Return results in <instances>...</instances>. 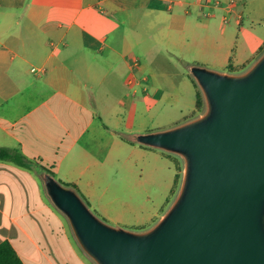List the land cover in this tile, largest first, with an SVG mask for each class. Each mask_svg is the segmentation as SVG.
Wrapping results in <instances>:
<instances>
[{"label":"crops","instance_id":"1","mask_svg":"<svg viewBox=\"0 0 264 264\" xmlns=\"http://www.w3.org/2000/svg\"><path fill=\"white\" fill-rule=\"evenodd\" d=\"M263 50L264 0H0V148L30 164L0 160V243L20 255L43 231L45 170L144 230L180 169L122 134L188 121L181 107L158 120L156 103L198 112L189 64L241 73Z\"/></svg>","mask_w":264,"mask_h":264},{"label":"water","instance_id":"2","mask_svg":"<svg viewBox=\"0 0 264 264\" xmlns=\"http://www.w3.org/2000/svg\"><path fill=\"white\" fill-rule=\"evenodd\" d=\"M188 69L204 111L133 135L183 163L178 193L157 223L144 230L112 225L76 189L44 177L49 197L96 264H264V52L241 73Z\"/></svg>","mask_w":264,"mask_h":264},{"label":"rangeland","instance_id":"3","mask_svg":"<svg viewBox=\"0 0 264 264\" xmlns=\"http://www.w3.org/2000/svg\"><path fill=\"white\" fill-rule=\"evenodd\" d=\"M263 52L264 51H262V53ZM156 105L158 108L156 118L158 120H165L171 116L174 117L179 115L180 113L178 114V110L180 107L187 109L186 112H188V114L186 118L188 120L193 119L195 115L198 116L201 113V111H198L195 114V102H189L188 100H183L178 106H172L170 102L156 103ZM169 155L174 160V170L179 166L177 170L180 169V173L178 176L174 177V181L176 182L174 184L173 193L170 195L164 208L157 212V216L147 220L148 222L144 229L149 228L158 222L171 206L178 193L182 179L181 169H183V163L179 157L172 154ZM39 172L41 171L39 170ZM36 179L42 189V198L49 206V209L45 211L43 217L38 218L39 222L43 223V231L37 234L32 233L31 236L34 238V242L32 243L29 241L26 244L27 247L25 246L24 248L18 249L22 258L27 264H96L81 248L66 215L52 202L47 193L44 179L39 175H36ZM92 210L100 218L112 225L122 226L131 230H143L115 223L108 218L101 217L94 209Z\"/></svg>","mask_w":264,"mask_h":264},{"label":"trees","instance_id":"4","mask_svg":"<svg viewBox=\"0 0 264 264\" xmlns=\"http://www.w3.org/2000/svg\"><path fill=\"white\" fill-rule=\"evenodd\" d=\"M264 51V50H263ZM190 65V64H189ZM192 76V75H191ZM193 78V77H192ZM194 83L198 88V99H197V109L198 111H203L205 109V99L204 96L197 85L195 79L193 78ZM122 137L129 142L137 143L131 134H122ZM0 160L14 163L23 168H30L29 161L26 157L19 152L18 150H10L7 148H0ZM182 170V169H181ZM46 174L52 175L55 179H57L55 173L50 170H45ZM60 183L65 186L72 187L78 191V193L83 197V199L87 202V204L92 208L90 202L86 199L83 193L78 189V187L74 184H67L57 179ZM0 264H25L23 259L18 254L17 250L13 247L10 241L6 240L0 243Z\"/></svg>","mask_w":264,"mask_h":264},{"label":"built area","instance_id":"5","mask_svg":"<svg viewBox=\"0 0 264 264\" xmlns=\"http://www.w3.org/2000/svg\"><path fill=\"white\" fill-rule=\"evenodd\" d=\"M233 2V1H232ZM35 71V69H33Z\"/></svg>","mask_w":264,"mask_h":264}]
</instances>
